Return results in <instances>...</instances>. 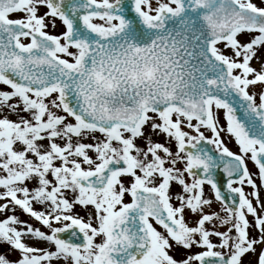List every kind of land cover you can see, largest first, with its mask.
<instances>
[{"label": "snow or ice", "instance_id": "1", "mask_svg": "<svg viewBox=\"0 0 264 264\" xmlns=\"http://www.w3.org/2000/svg\"><path fill=\"white\" fill-rule=\"evenodd\" d=\"M262 194L264 0H0V264H264Z\"/></svg>", "mask_w": 264, "mask_h": 264}, {"label": "rangeland", "instance_id": "2", "mask_svg": "<svg viewBox=\"0 0 264 264\" xmlns=\"http://www.w3.org/2000/svg\"><path fill=\"white\" fill-rule=\"evenodd\" d=\"M50 31H52V30L50 29ZM228 146L231 149L235 150L234 144L229 143ZM250 167H251V165H250ZM81 214L83 215V213H81ZM21 219H25L26 220V219H28V217L26 215H21ZM6 250H7V246L6 245H0V253L5 252ZM12 258H15V254L13 255Z\"/></svg>", "mask_w": 264, "mask_h": 264}, {"label": "flooded vegetation", "instance_id": "3", "mask_svg": "<svg viewBox=\"0 0 264 264\" xmlns=\"http://www.w3.org/2000/svg\"><path fill=\"white\" fill-rule=\"evenodd\" d=\"M262 195H264V194H262Z\"/></svg>", "mask_w": 264, "mask_h": 264}]
</instances>
